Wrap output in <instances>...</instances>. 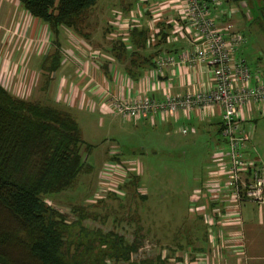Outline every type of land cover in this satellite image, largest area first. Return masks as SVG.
Listing matches in <instances>:
<instances>
[{
	"label": "rangeland",
	"instance_id": "rangeland-1",
	"mask_svg": "<svg viewBox=\"0 0 264 264\" xmlns=\"http://www.w3.org/2000/svg\"><path fill=\"white\" fill-rule=\"evenodd\" d=\"M225 3L236 9L226 20L235 31L244 35L246 41L242 46L248 64L254 69L259 67L264 78V15L259 9L261 3L259 0H226ZM138 4L139 0H98L87 14L83 31L86 36L80 35L81 38L106 52L110 51L116 42L107 38L108 24L111 25L116 14ZM32 20L19 0H0V53L5 55V58L0 56V68L7 67L6 55L13 50L23 57L29 49L31 27L28 23ZM72 32L62 27L60 35L51 32V41L59 48L58 37L61 41L66 37L69 39ZM66 54L75 63H80L75 61L71 51ZM52 61L41 62L40 66L49 68ZM33 62L30 67L28 65V70H32ZM51 72L46 74L47 77L51 78ZM22 73L19 79L9 75L13 83L0 82L18 97L63 107L53 100V96H48V80L45 82L42 78L38 84H33L26 79L27 72ZM87 105L68 110L80 125L84 140L82 153L90 164V171L82 173L73 186L47 195L45 200L66 214L69 223L78 218L74 208L85 207L89 217L83 221V226L89 231H114L133 241L137 236L135 232L141 228V246L132 255V261L138 264H148L147 259L157 262L160 255L175 259L202 237L199 226H203L192 211V199L197 186L207 180L208 166L215 149L214 138L218 136L216 130L196 135L187 128L188 132L183 133L178 125H172L168 120L159 124L140 118L124 119L115 112H107L104 106L97 104L92 109ZM247 128L252 134V146L264 158V117L256 115V120L249 122ZM88 144L91 145L90 151L85 148ZM115 159L132 163L136 174L141 177L139 186L131 185L125 169L113 166L114 179L109 185L106 183L111 190L100 188V177L106 170V164ZM124 180L126 183L122 184ZM112 190L115 196H110ZM141 193H145V199ZM194 222L199 226L192 225Z\"/></svg>",
	"mask_w": 264,
	"mask_h": 264
},
{
	"label": "trees",
	"instance_id": "trees-1",
	"mask_svg": "<svg viewBox=\"0 0 264 264\" xmlns=\"http://www.w3.org/2000/svg\"><path fill=\"white\" fill-rule=\"evenodd\" d=\"M97 1L19 0L51 32L59 34L67 27L83 36L87 14ZM259 2L264 15V0ZM163 27L167 32L171 28ZM167 32L160 33L162 40ZM131 36L132 51L120 41L113 45L118 59L133 58L145 48L149 28L136 27ZM83 144L80 125L68 109L18 97L0 82V264H138L132 255L141 246V228L133 241L114 231H89L83 226L89 217L85 207L74 208L78 218L69 223L66 214L45 200L90 171ZM85 148L90 151L91 145ZM129 181L137 187L141 177ZM169 258L160 255L157 262L146 263L170 264Z\"/></svg>",
	"mask_w": 264,
	"mask_h": 264
},
{
	"label": "built area",
	"instance_id": "built-area-1",
	"mask_svg": "<svg viewBox=\"0 0 264 264\" xmlns=\"http://www.w3.org/2000/svg\"><path fill=\"white\" fill-rule=\"evenodd\" d=\"M235 11L232 5L225 4V0H139L138 6L116 14L112 21L114 31H132L150 15L148 43L156 38L155 35L161 37L164 24L171 27L169 32L166 31L168 43H175L183 36L191 43L192 48L178 55L168 52L157 54L153 60L155 75L179 65L189 68L206 66L209 69L211 87L206 91L191 90L184 95L167 94L161 100L150 95L134 101L111 97L110 103L111 111L124 119L175 118L180 111L193 115L199 110L212 107L221 110V143L212 154L210 178L203 186L196 188L192 199V211L201 214L204 211L197 201L204 192L214 201L219 196L229 201L225 211L215 210L219 211V217L205 215L213 241L216 238L214 227L218 221L241 220V207L245 202L264 205V161L252 146V134L247 128V124L255 120L256 115L264 117V78L260 69L252 68L245 57L237 56L246 41L245 37L225 23L226 18L231 17ZM124 40H129V37ZM127 49L132 50L133 45L129 43ZM73 58L78 61L76 57ZM104 91L109 93L106 89ZM182 132L187 133L188 129L184 127ZM113 166L125 169L129 180L137 175L132 163L115 159L106 164V170L100 177V188L111 190L108 185L114 179ZM121 183L126 182L124 180ZM230 236L239 241L234 249L236 256L245 259L243 234Z\"/></svg>",
	"mask_w": 264,
	"mask_h": 264
},
{
	"label": "crops",
	"instance_id": "crops-1",
	"mask_svg": "<svg viewBox=\"0 0 264 264\" xmlns=\"http://www.w3.org/2000/svg\"><path fill=\"white\" fill-rule=\"evenodd\" d=\"M27 14L29 13L27 12ZM29 16L33 19L32 22L28 23L31 27L28 35L29 49L26 50L23 57L14 53V50L8 56L6 55V60L9 63L7 67L0 68V81L13 83L14 81L13 79L10 81L9 75L12 74L13 77L19 79L22 72V74L27 72L26 79L32 81L33 84H38L44 78L45 82L48 80V96H53V100L59 102L66 109H73L78 105L84 107L87 104L93 109L98 104L104 106L107 112L112 113L111 97L134 101L142 96L150 95L161 100L167 94L184 95L191 90L206 91L211 87V75L206 66L189 68L185 65H179L166 69L162 74H153V60L157 54L168 52L178 55L183 50L192 48L191 43L184 36L175 43H168L166 39L162 40V37H157L154 34L156 38L151 43L147 41L145 48L141 49L133 58L126 56L123 59H118L112 49L106 52L101 47L93 45L89 40L81 38L70 28L68 29L73 32L69 35V39L66 37L61 41L58 37L59 43L57 45L59 48H57L51 41L49 26L30 14ZM150 19L151 16H147L138 27L146 26L149 28ZM225 23L229 24L230 29L235 30L228 20ZM108 30V40L120 41L126 45L132 44L131 31L124 29L121 32H116L112 29V23L111 25L108 24ZM166 31L167 29L163 27V32ZM127 36L129 40H124ZM82 41L87 43V47L91 48L92 51L87 50L88 48ZM95 42L99 44V41ZM31 46L32 50L30 51ZM132 50L128 49V51ZM67 51H71L80 63H75L72 57L66 54ZM153 53L155 54L152 56ZM245 53L242 46L237 56L245 57ZM150 55L151 64L147 62ZM0 56L5 58L3 53H0ZM40 57H43L41 61L38 60ZM50 59L53 60L52 65L49 68L43 67V69L40 66L41 62L44 63ZM32 62L33 67L29 71L28 65L30 67ZM37 63L38 68L36 67ZM10 64L12 67L9 68ZM50 72L51 78L46 75ZM104 89L109 93H106ZM146 120L159 124L170 121L172 125H178L181 131L185 127L191 129L192 133L196 135L203 132L211 133L215 129L218 136L214 138V148L216 149L221 143L222 114L218 107L199 110L193 115H187L185 111H180L175 118L159 119L152 117ZM261 160L264 161L262 156ZM211 164L212 162L208 166L207 180L210 178L209 168ZM204 183L197 187L203 186ZM197 202L204 213L201 214L198 211L194 213L203 227L196 222L192 225L197 224L199 226L202 230V237L197 239V244L189 245L186 252L176 255L175 259L170 256V264H264V205H259L256 202H245L241 207V220L236 222L218 221L214 227L216 238L213 241V237L208 231L205 215L219 217V211L215 210L225 211L230 203L222 196L214 201L206 192ZM237 233L243 234L246 246L245 259L238 258L234 250L239 241L230 234Z\"/></svg>",
	"mask_w": 264,
	"mask_h": 264
}]
</instances>
